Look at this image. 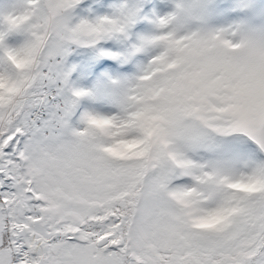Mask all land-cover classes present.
Returning a JSON list of instances; mask_svg holds the SVG:
<instances>
[{"label":"snow or ice","instance_id":"1","mask_svg":"<svg viewBox=\"0 0 264 264\" xmlns=\"http://www.w3.org/2000/svg\"><path fill=\"white\" fill-rule=\"evenodd\" d=\"M0 264H264V0H0Z\"/></svg>","mask_w":264,"mask_h":264}]
</instances>
